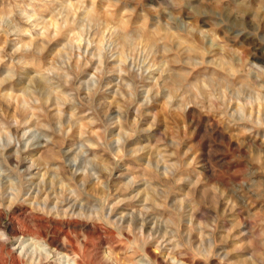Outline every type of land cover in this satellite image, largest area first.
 I'll use <instances>...</instances> for the list:
<instances>
[{"label": "clouds", "instance_id": "obj_1", "mask_svg": "<svg viewBox=\"0 0 264 264\" xmlns=\"http://www.w3.org/2000/svg\"><path fill=\"white\" fill-rule=\"evenodd\" d=\"M195 262L264 264V0H0V264Z\"/></svg>", "mask_w": 264, "mask_h": 264}, {"label": "rangeland", "instance_id": "obj_2", "mask_svg": "<svg viewBox=\"0 0 264 264\" xmlns=\"http://www.w3.org/2000/svg\"><path fill=\"white\" fill-rule=\"evenodd\" d=\"M166 122V121H165ZM195 264H202V262H195Z\"/></svg>", "mask_w": 264, "mask_h": 264}]
</instances>
